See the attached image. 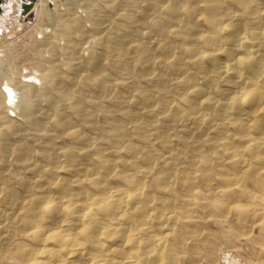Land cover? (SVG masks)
Returning a JSON list of instances; mask_svg holds the SVG:
<instances>
[{
    "label": "bare ground",
    "instance_id": "obj_1",
    "mask_svg": "<svg viewBox=\"0 0 264 264\" xmlns=\"http://www.w3.org/2000/svg\"><path fill=\"white\" fill-rule=\"evenodd\" d=\"M16 1L26 18L37 8L46 15L49 4ZM143 2L161 6L164 15L152 17L156 31L134 29L145 38L138 51L157 47L169 61L156 72L141 54L132 66L120 65L122 83L139 65L161 94L113 96L121 107H133L126 109L133 121L143 120L137 144L123 145L121 138L104 144L98 135L67 127L62 101L73 97L71 79L66 74L49 92L46 84L62 73L55 65L33 75L39 88L9 80L7 94L0 91V108L2 98L16 100L12 91H18L11 110L22 116L19 123L0 116V264H200L201 246L215 245L206 229L223 218L234 219L255 245L251 264H264V0L137 4ZM172 30L179 31L178 45L170 50L164 41ZM168 79L177 103L163 96ZM99 82L91 89L108 88ZM90 100L100 106L97 97ZM42 101L51 105L50 128L44 113L34 116ZM18 131L30 137L10 150L6 141Z\"/></svg>",
    "mask_w": 264,
    "mask_h": 264
},
{
    "label": "rangeland",
    "instance_id": "obj_2",
    "mask_svg": "<svg viewBox=\"0 0 264 264\" xmlns=\"http://www.w3.org/2000/svg\"><path fill=\"white\" fill-rule=\"evenodd\" d=\"M129 1L74 0L70 4H66V0H47L49 4L46 15L38 14L37 8L30 17L26 18L22 15L18 1L0 0V91L7 94L6 88L9 80H14L12 83H17V85L30 82L39 88L43 84L41 85L38 80H33V75L40 76L48 71V66L55 65L56 69L62 71L63 74L59 75V81L46 84L49 92H53L54 86L64 84L61 79L63 80L66 74L71 79L70 83L73 82L68 84L69 89L73 91V97L62 101L65 105L62 106L64 110L66 109L62 113L66 117L67 127L72 125L81 128L85 134L98 135L105 142L104 144L114 138H121L123 145L137 144L138 135L146 130V127L142 125L143 120L133 121L130 118V112L126 110H132L133 107H121L114 102L113 96L116 92H120L125 97H127L126 93L128 96L131 93L136 97L142 92L144 94L149 92L153 93L157 99L161 94L157 93V88L153 86L152 81L146 78V75L140 74L142 68L140 69L139 65L135 67L136 76L126 79L125 84L122 83L121 78L124 77V72L120 65L127 62L132 66L141 54L149 57L147 64L151 63V69L153 68L156 72L167 68L169 60L163 61V58L158 56L157 47H150L151 49L139 52L137 44L145 41V38L143 35L138 36V32L134 31V29L147 30V28H153L156 31L157 28L152 24V17L155 14L164 15L161 6L153 7L145 2L137 4L141 0L135 1L136 3L132 2L133 0ZM41 29L45 31L41 32ZM121 29H124V32ZM178 32V30H172L170 33L172 35L164 41L165 46L170 50L178 45L176 36H174ZM124 33H128L126 37H122ZM114 34L118 35L120 39L116 42L117 44H113V40L109 38ZM89 53H92V58H89ZM97 58L96 65L92 66ZM69 63L77 64H75L77 66L74 67L75 70L70 68ZM98 72L102 73L100 78H96ZM44 77L47 78L48 75ZM172 77L174 76L169 78ZM99 79V84L102 82L108 88L102 91L99 90V87L92 90L91 87H94V83ZM87 88H90L91 91H88ZM13 92L14 97L17 95L16 100L12 98L13 101L8 97L2 98L0 111L3 114L0 112V116L19 123L22 116L19 115L17 107H15L17 111H12L11 107L18 105L21 98H18L16 89H13L12 94ZM32 93L28 96L31 99L36 98L35 93ZM163 96L174 99V103H177V92L169 79ZM95 97L98 98L100 106L89 103L90 99ZM37 104L39 107V102ZM40 106L39 109L37 106L34 107L35 110L37 109L34 116L37 113H39L37 115L44 113V118H41L43 119L42 123L50 128L52 116L47 110L52 111H50L51 105L42 101ZM67 106L68 108H66ZM41 108L47 111L46 114L48 113L49 116L45 115ZM76 112L80 113V116H77ZM141 116L149 119L146 113ZM160 120L162 121V119ZM0 125L4 124L0 123ZM111 127H115V129L111 131ZM153 128H158V126ZM18 132L20 136L10 137L6 141L7 146L10 144L8 149L11 150V147L17 149L24 139L30 137L26 131ZM21 136L26 138L22 139ZM150 141H157L154 147H160V141L157 138L153 137ZM175 143L180 144V142ZM56 144L63 146L66 141ZM34 148L38 150L40 145H36ZM187 160L189 157L185 156L184 161ZM234 222V219L229 223L223 218L208 226L206 233L210 238L212 235L215 245L210 248L209 243L205 242L201 246L205 253V260L199 262L200 264H251L255 262L257 253L255 245L252 246L248 241L249 238L243 235Z\"/></svg>",
    "mask_w": 264,
    "mask_h": 264
}]
</instances>
